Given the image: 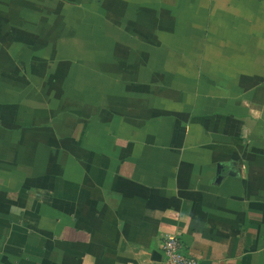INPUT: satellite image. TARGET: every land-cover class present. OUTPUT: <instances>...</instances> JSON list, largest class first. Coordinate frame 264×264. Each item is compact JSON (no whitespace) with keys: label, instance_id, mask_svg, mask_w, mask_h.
<instances>
[{"label":"crops","instance_id":"1","mask_svg":"<svg viewBox=\"0 0 264 264\" xmlns=\"http://www.w3.org/2000/svg\"><path fill=\"white\" fill-rule=\"evenodd\" d=\"M264 264V0H0V264Z\"/></svg>","mask_w":264,"mask_h":264},{"label":"built area","instance_id":"2","mask_svg":"<svg viewBox=\"0 0 264 264\" xmlns=\"http://www.w3.org/2000/svg\"><path fill=\"white\" fill-rule=\"evenodd\" d=\"M163 264H198L197 260L185 256L181 250V243L176 236H169L163 240Z\"/></svg>","mask_w":264,"mask_h":264}]
</instances>
